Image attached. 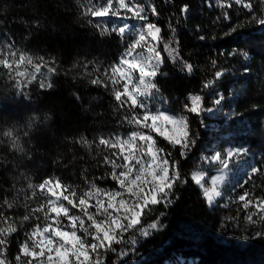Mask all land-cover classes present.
<instances>
[{
	"label": "trees",
	"instance_id": "1",
	"mask_svg": "<svg viewBox=\"0 0 264 264\" xmlns=\"http://www.w3.org/2000/svg\"><path fill=\"white\" fill-rule=\"evenodd\" d=\"M88 2L0 0V41L8 40L34 56L55 61L52 66L57 69L52 77L55 85L52 90L44 91L33 84L25 89L27 95L23 97L13 87L12 80L0 75V132L15 126L25 147L24 153L11 151L7 137L0 135V141L4 142L0 143V205L5 197H16L18 201V206L12 210L0 207L18 227V232L10 237L7 253L13 262L26 239L25 233L38 223L32 219L20 226V218L27 211L23 205L25 195L30 194L28 182L35 184L48 177H60L64 183L79 185L81 189L87 187L85 179L92 180L110 172L102 163L103 156L110 155V150L103 146L97 148L98 138L132 127L123 120L129 113L126 108L119 109L111 87L92 85L89 81L98 75L94 72L97 65L102 73L104 68L118 61L127 45L136 38L135 34L121 36L114 32L100 36L93 24L103 22L101 18L81 15V5ZM131 2L145 6L144 14L161 27L164 41L178 48L180 56L193 65L191 74L181 71L179 63L174 65L163 51V43L159 45L164 63L156 79L160 88L156 96L161 97L171 111L189 115L192 132L198 133V137L196 147L185 159L179 155V146L174 149L162 137L152 134L165 153H172L171 160L179 161L181 175L188 182L177 185L178 201L167 208L156 206L154 211L145 214L138 226L147 229L150 223L156 222L158 228L148 229L151 235L147 237L136 230L127 233L125 240L135 236L137 243L114 245L117 253L109 252L106 264H264V238H256L254 233L260 229L245 223L246 213L237 200L245 191L253 197H264V174H257L244 183L252 167L264 171V26L252 21L251 14L240 6L221 7L222 0ZM185 4L189 5V12L182 15L180 9ZM149 5L156 6L158 17L151 14ZM226 11L231 20L223 18ZM89 19L93 24L88 23ZM116 19L121 26L129 28H135L137 21L146 23L124 16L103 18L110 28H118ZM25 20L29 22L27 27ZM34 20H39L43 26H34ZM237 25L240 27L232 32ZM200 36L205 39L201 40ZM234 50L236 56L228 55ZM246 67L251 71L245 73ZM218 70L224 72L216 81L218 88L226 97L236 92L226 102L230 114L217 118L203 114L198 119L183 112L190 93L203 95L206 108L211 105L210 88L204 90L203 84L213 80ZM89 72L93 75L88 76ZM32 116L38 120L28 128ZM46 116L50 118L45 119ZM210 121L215 122L213 129L207 127ZM25 131L28 136H24ZM212 133L217 137H211ZM82 136L96 141L91 150L76 142ZM226 144L249 149L254 165L247 161L239 163L240 172L236 174L233 189L227 188L217 204L210 207L202 190L191 180V174L204 151H209L211 145L217 148ZM96 182L102 187H115L110 177ZM21 188L25 191L17 196ZM39 202L40 199L28 202L29 208ZM161 212L165 214L161 216ZM121 250L127 255L120 256Z\"/></svg>",
	"mask_w": 264,
	"mask_h": 264
},
{
	"label": "snow or ice",
	"instance_id": "2",
	"mask_svg": "<svg viewBox=\"0 0 264 264\" xmlns=\"http://www.w3.org/2000/svg\"><path fill=\"white\" fill-rule=\"evenodd\" d=\"M233 4L247 10L252 21L264 26V0H222L220 6L231 8ZM148 7L153 16H159L155 5ZM81 9V15L85 17L101 18L103 22L93 24V20L89 19L88 23L93 24L102 37L114 32L123 36L126 31L125 27L110 28L103 18L124 16L146 22L138 31L137 38L127 45L118 62L104 68L102 73L97 65L94 72L98 75L89 81L92 85L111 87L119 109L126 108L129 113L123 116V120L135 130L124 136H100L98 143L83 136L76 141L89 150L94 143L97 148L103 146L110 150V155H104L102 160L110 168V172L92 180L85 179L87 187L83 189L79 185L64 183L60 177H48L35 184L29 181L27 189L30 194L25 195L23 205L27 211L20 218V226L32 219L38 223L25 233L26 239L20 244L13 262L7 253L10 237L18 232V227L11 216L0 210V264H106L107 254L117 253L114 245L137 243L135 236L125 240L127 233L136 230L141 236L151 235L148 229H157L158 224L153 222L147 229L138 228L142 218L158 205L165 208L173 205L179 200L177 185L188 182L181 175L179 161L171 160L172 153H165V149L158 146L152 134L162 137L174 149L179 146L180 157L186 159L197 145L198 133L192 132L189 115L174 114L163 107L153 109L149 102L160 92L156 79L164 63L159 50L161 43L163 51L168 53V58L174 65L179 63L181 71L186 70L191 74L193 65L180 56L178 48L164 41L161 27L150 22L144 14V5L133 4L131 0H103L102 3L89 0L87 5H81ZM180 11L182 15H187L189 5H183ZM129 13L131 16L127 17ZM223 18L231 20L227 11L223 13ZM23 23L27 27L29 22L25 20ZM32 24L36 27L43 26L39 20L32 21ZM238 27L240 26L237 25L231 31H237ZM199 38L205 39L203 36ZM228 55L236 56L237 52L234 50ZM244 59H248L247 54ZM212 63L215 65L216 61ZM54 64L55 61L50 62L44 56H34L8 40L0 41V75H6L12 80L13 87L22 97L27 95L25 89L33 84L44 91L55 87L52 77L57 69L52 66ZM250 71V68H244L245 73ZM87 75L92 76L93 73L89 72ZM223 75L224 72L216 71L214 79L204 83L203 89L211 88ZM73 95L77 100L80 99L75 93ZM187 101L183 105V112L198 119L204 113L213 112V108L204 106L205 97L201 94L190 93ZM221 102L222 98L214 101L217 106ZM37 120L36 116L30 117L27 127L32 128ZM0 135L7 137L9 150L25 152L15 126L0 132ZM28 135L25 131L24 136ZM248 151L247 148L229 149L225 154L217 152L201 159L209 164L218 162L223 171L229 168L234 158H242ZM257 174H264V171L262 168L252 167L248 180L244 183H248ZM108 177L115 182V187H102L96 182ZM191 180L202 190L209 206L214 205L216 198L223 195L222 175L212 176L210 187L206 186V173L203 170L194 171ZM24 191L21 188L17 196ZM36 199H40V202L29 208L28 202ZM237 200L246 213L245 223L260 229L254 233L256 238H264V197H253L252 193L245 191ZM3 206L12 210L18 206V201L16 197H5L0 207ZM164 214L160 213L161 216ZM118 254L127 255L123 250Z\"/></svg>",
	"mask_w": 264,
	"mask_h": 264
},
{
	"label": "rangeland",
	"instance_id": "3",
	"mask_svg": "<svg viewBox=\"0 0 264 264\" xmlns=\"http://www.w3.org/2000/svg\"><path fill=\"white\" fill-rule=\"evenodd\" d=\"M99 22H101V21H99ZM114 22L116 23V25H118V28L119 27H125L126 28L125 33L135 34V37L136 38H137L138 31L145 24V23H142L140 21H137L135 23V28H129L128 25H125V26L122 25L121 26L119 24V20L118 19H116ZM120 57L121 56H119V58ZM233 92L234 93H231L229 96L226 97L224 95V92H222V89H219L218 86H217V83L215 82L213 84V86L210 88L209 92H208L210 94L209 101L211 103V105H209V107L210 108H213V112L212 113H204V114H206V116H208L209 118L210 117L211 118L212 117H216L217 118V116H220L221 114H223L224 116L230 114V111L229 110H226V107H227L226 102H227L228 99H231V97H233L236 94L235 91H233ZM217 98H222V102H221V104L219 106L215 105V103H214L215 99H217ZM151 102H153V106L151 105ZM149 103H150V107L153 108V109L163 107L166 110H170L169 108H167V105L165 104V102L163 101V99L161 97H158L157 98V96H155V97H153L151 99V101ZM171 112L174 113V114H177V112H174V111H171ZM178 114H180V113H178ZM214 125H215V122L214 121H210V122L207 123V127L209 129H213L214 128ZM132 130H135L133 128V126L130 127V128H128V129H126V130H120L119 133H116L114 135L124 136V135L128 134ZM211 137L215 138V137H217V135H215V134L212 133L211 134ZM235 148H243V147L226 144V145H222V146H219V147L215 148L214 145H211L210 148H209L210 150L209 151H204V153H202V155H201V158L202 157H211V156H213L217 152H220L222 154H225L227 150H229V149H235ZM251 155H252L251 152L248 151V154L245 155V156H243L242 158H239V157L238 158H234L230 162L229 168L228 169H225L223 171L221 170L222 166L218 162L217 163H213V164H209V163L205 162L204 160H202L200 158V163H199L197 169L196 170H193V172L194 171H197V170H203V171H205V173H206V186H209V187L211 186V183L210 182H211V177L212 176H214V175H222V176H224V182L221 185V191H222V193H224L227 188L233 189V184H234L233 182L235 181L234 179L236 177V174L238 172H240V170H238V164L239 163H243V162L247 161L252 166L254 165V158ZM231 165H233V166H236L237 165V166L234 168ZM220 198L221 197L216 198V201H215L214 205L217 204V201ZM214 205H212L210 207H213ZM73 211H75V210H73ZM181 261H182V259H181Z\"/></svg>",
	"mask_w": 264,
	"mask_h": 264
}]
</instances>
